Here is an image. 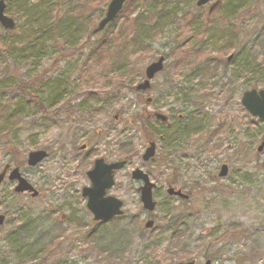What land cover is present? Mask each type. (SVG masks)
<instances>
[{
    "label": "rangeland",
    "instance_id": "374dc122",
    "mask_svg": "<svg viewBox=\"0 0 264 264\" xmlns=\"http://www.w3.org/2000/svg\"><path fill=\"white\" fill-rule=\"evenodd\" d=\"M5 1L8 8L6 14L14 18L16 28L5 36L6 30L0 25V41H11L8 45L9 53L4 51L5 45L0 47V74L5 73L4 79L0 77V80L3 79L0 86V106L8 101H11L9 105H12L21 98L19 93H13L7 86L12 84V80L7 78L14 77V82L30 78L44 82L45 91L41 93V97L48 100L47 104L51 108L48 113L24 116L16 131L8 136L0 135V171L9 162L13 167L19 166L40 192L36 198L28 193L18 194L14 190L16 183L8 178L0 185V212L7 214L5 225L0 227V257L3 256L0 262L16 264L20 259L26 261L25 252L29 250L32 242L39 240L35 239L34 234L32 238H28L29 242L21 248V253L17 254L21 258L4 255L8 251L9 238L15 236L19 224L25 221L39 223V229L48 231L58 223V217L63 213L67 219L61 222L60 226L65 235L62 236L63 243L55 259L59 264H98L102 258L95 250L82 251L87 246L84 245L86 228L76 229L70 221L81 219L87 228L97 231V224L92 220L86 199L81 194L82 188L90 184L85 172L96 158L105 157L108 161L121 159L123 156L118 153H121V148L126 150L125 143L133 145L134 158L130 160L127 168L117 173L116 184L110 191L111 195L124 200V217L105 222L102 228L98 229V238L105 240L107 244L112 240L114 243L116 236H120L121 232L127 234L115 259L123 258L125 263L122 264H145L138 262L141 260L140 256L143 257L142 261H145L144 256L159 252L155 255L157 261L169 264L171 260H180V257L192 255L200 258L204 251L208 256L217 252V247L214 245L209 248L206 243L208 239L203 237L201 243L191 241L184 253L170 256L164 248L169 246L170 237H173L174 233L164 229L165 239L161 240L162 245H158V249H155L153 239L163 236H144L148 214L139 199L138 187L141 183L132 179L131 171L134 166L142 164L141 154L148 137L151 140L154 138L143 133L142 122L147 121L148 114L153 111H172L176 113L175 116L200 114L204 120L201 127L203 132L192 136L186 143L180 141L182 151L176 152L173 158L168 157L165 152L161 153L162 158H157L151 163V168L144 165L145 169L154 171L151 178L159 187L154 194L158 202L156 211L150 213V216L162 217L167 205L175 206L178 203L166 197L168 182L178 186L192 184L194 187L199 186L200 190L212 186L215 191H210L205 196L196 194L191 199V206L177 207L178 212H187L182 209H193L197 212L196 209H199L198 216L195 217L199 220V226L191 224L185 229H191L193 235L201 236L205 229H210L218 222L229 227L238 225L241 227L239 235L225 238L233 264L235 261L237 264H264V146L262 151L258 150L264 142V121L249 114L242 105L245 91L252 88L264 89V0H231V7L236 11L231 22L235 24L234 27L231 26V29H234V37L231 40L233 43L226 40L227 38L223 41V34H219L223 33L227 22L221 20L217 8L222 5L224 7L226 0H211L202 8L197 7L196 0H140L139 10L153 12L160 9L165 13L178 14L176 18L159 21L156 34H147L145 43L150 47L149 50L143 52L131 47L124 49L123 52H127L130 62L134 63L138 77H131V81L125 80L115 92L110 87L99 90L101 83L97 65L90 66L85 74L78 76L79 78L76 76L83 55L81 52L85 49L82 45L85 46L86 39L92 36L91 32L103 17L110 0H91L88 6L92 8V14L83 20L72 16L69 0ZM133 3L134 1L132 9ZM123 19L121 17L115 26L93 35L94 38L105 35L111 28H116L115 34L123 30L125 36L131 32V26L130 23L126 26ZM198 19L200 24L195 27L201 29L195 30L188 23ZM37 20H45L44 26L51 27L55 22L53 30L47 28L46 32L41 31ZM156 20L157 18L151 17L148 26L154 25ZM31 29L34 32L40 30V40L29 35L27 30ZM200 40L205 44L201 51L189 53L187 63L183 62L179 68L172 67L173 49L179 48V51H182L192 47L194 43L197 46ZM122 45L124 42L119 44V49ZM160 54L168 57V60L165 70L152 81L151 92L135 90V86L145 76L146 67L157 60ZM230 55L235 56L233 60V56L228 59ZM206 59H210L212 65L216 63L219 66L216 75L218 77L202 84H209L212 87L211 92L204 101L200 99L201 104L198 106L194 104L198 100L197 95L195 101L191 96L192 103L183 102V96L180 94L182 97H179L176 89L197 87L198 79L190 84L183 78L193 64ZM255 82H258V85H255ZM173 85L176 86L175 89ZM87 88L85 94L97 92L104 95L102 99L110 97L111 100L102 104L105 108L94 117L97 123L86 125V128L78 123L72 125L74 130L86 134L77 137L73 145L74 151H71L67 135L69 122L64 118H54L50 112L58 110V114H63L66 108L62 107L68 105L69 101L80 102L81 95ZM75 96L79 97L73 101ZM151 96L153 102L150 105ZM26 102L29 101L20 103L25 107L24 110L30 106ZM31 103L34 104L33 101ZM31 108L32 106L26 110L28 114H31ZM219 123H222L223 127L218 129L217 136L210 140V131L217 129ZM7 144H14L17 150L11 157L5 147ZM82 144H87V149L83 152L80 150ZM42 148L48 150L50 156L35 167L27 166L28 153ZM89 152L91 153L88 155L86 166H78L79 162L72 161L73 155H86ZM13 156H17L16 160L22 164L17 165L9 161L10 158L14 159ZM167 158L170 159L169 162L165 161ZM161 162L164 164H160ZM223 163L229 165V175L219 177ZM158 167L159 170H156ZM176 169H179L177 182L176 176L171 175ZM226 231L231 235L234 233L228 229ZM241 234L244 235L240 236ZM27 259L33 261L26 264H42L35 256H28ZM149 260L152 264L156 262L154 258ZM99 264L107 263L102 260Z\"/></svg>",
    "mask_w": 264,
    "mask_h": 264
},
{
    "label": "trees",
    "instance_id": "16d2710c",
    "mask_svg": "<svg viewBox=\"0 0 264 264\" xmlns=\"http://www.w3.org/2000/svg\"><path fill=\"white\" fill-rule=\"evenodd\" d=\"M133 1H134L133 3L134 5L132 9L131 7H132ZM68 2H69V10L71 11L72 16H74V18L83 20V18L92 14V8H89L88 6L91 0H69ZM220 2H219V5H221ZM139 3H140V0H127L126 6L121 11L117 20L108 26L109 28L111 26H115L116 22H118V20L121 17H123L124 18L123 22L126 24V26H127V23H130L131 32L127 33L124 36L125 33L123 30L118 31L115 34L116 28H111L110 31L105 33V35H101L100 37L99 36L95 37L97 39H95L93 35L91 37H88V39H86L85 46L82 45V47L85 49L83 52H81L83 53V55L79 61L78 70L76 74L77 77L85 74V71L86 70L88 71L90 66L97 65L98 77L101 83V86H99V90L100 89L106 90V88L110 87L111 89H113L114 92L120 88V85L122 84V82H125V80L131 81L129 80L131 77H138V71L135 68L134 63L130 62L131 60L128 58L127 52H123L124 49L131 47V48L137 49L138 51H143V52L149 50L150 47H148L145 43L147 34H149V32H155L152 35L156 34L159 30L158 29L159 21H163L165 19L169 20V19L176 18L175 16L178 14L177 12L175 13L173 12L172 14L165 13L161 11L160 9L159 11H153V12H150L149 10L146 11L143 9L139 10L140 8ZM232 4L233 3L231 0H226L224 7L222 5L219 8H217V11H219L221 20L222 21L225 20L227 22L223 33L222 32L219 33L220 35L223 34V37H222L223 41L226 38H227L226 40L231 41L233 40L232 37H234V32H233L234 29H231V26L234 27L235 24L231 22H233L232 18H234L233 15L236 14L235 13L236 11H234L235 9L234 10L232 9L233 8L231 7ZM8 7H10V4L8 5ZM148 12H150V14H148ZM197 16H200V15H197ZM151 17H155L157 18V20L154 25L152 24V26L149 27L148 23ZM195 18H199V17H195ZM44 21L45 20H37V22H39V29L45 32L47 31V28L49 30L51 29L53 30L55 22L52 24V27H51L49 25L44 26ZM198 21L200 20L199 19L192 20V22L188 24L191 25V27L193 26L195 30L201 29V27H197V28L195 27L200 24ZM40 30H36V32H34V30L31 29L27 31L31 37H34L37 40H40V37L38 36ZM10 33H11L10 30H6L5 36H8ZM225 33L228 36L225 35ZM10 42L11 41H7V40L0 41L1 48L5 45L4 51L6 54L9 53L8 45ZM121 42H124V45H122L119 49V44ZM194 44L192 47H188L187 49H182V51H179V48L173 49V53H174L173 60L175 64L173 63L172 67L179 68V66H181L183 62L187 63V60H188L187 55L189 53L201 51L205 45L204 43L201 42V40L197 42L196 44L197 46H195ZM115 46L117 49L115 48ZM0 55L2 54L0 53ZM218 68L219 66L216 65V63L212 65V61L210 59L197 62L195 65L193 64L192 68L189 69V72L186 75L187 76L186 81H189V83L191 84L196 79H198L199 80L198 86L190 87L188 89H183V88L179 90L176 89L175 92L178 94L179 97L183 96L182 99L180 98L181 100H183V102H188V103H192L190 101L191 96H193L192 100L195 101V95H197L198 100L195 101L194 104H196L197 106L200 105L201 104L200 99L201 101H204L206 99V96H208L212 90V87L209 84L203 85V86L202 84L203 83L205 84L207 80H210L211 82L212 79L214 80L216 77H218L216 76L218 73L217 72ZM4 74H5L4 72L0 74V77H2L3 79H4ZM76 76L75 78H77ZM3 79L0 80L1 81L0 86L2 84ZM7 79L12 80L11 81L12 84L7 85L10 91H13V93L17 92L21 95V98L18 99L17 102L15 103L13 102V104L15 105L13 104H12L13 106L9 105L12 102L8 101L6 103H3L0 106V125H1L0 135L7 134L8 136V134H11L12 132L17 130V125L24 119V116L25 117L26 115L33 116L38 113L42 114L44 112L48 113L51 106L47 104V101H48L47 99H44L41 97V93L45 91L44 82H40V80H38L37 78H30L28 80H20L19 82H14L13 81L14 77L7 78ZM113 83L115 85H113ZM255 85H258V82H255ZM173 87H174L173 89H175L176 86L173 85ZM86 91H88V88L84 91V94L87 93ZM92 94L94 96H92ZM98 94L99 93L97 92L89 93L88 95H86V98H84L83 101L79 103V105L69 106L68 104L67 106L65 105L62 108H67L66 113L68 117L75 115L77 117L82 118L86 114H87V117H91L93 113H97L99 107H101V110H103L102 108L104 107V105L102 104L109 103L111 100L110 97L106 99H102L104 95L100 93L99 95H100L101 106H97L96 105L97 102L93 101L94 99H92V97L97 98ZM22 101H29L26 103L27 105L32 106V108L30 109L31 114H28L27 113L28 111H26L30 106L24 110L25 107L20 105ZM31 101H33L34 104L31 103ZM50 115H54V118L58 120L63 119V118L66 119L67 117L65 113L58 114L56 110L50 112ZM175 115L176 113L172 112V117H174ZM183 116L184 114L182 115V117ZM175 117L176 119L172 121L173 126L168 127L167 125L163 124V125H160L159 128L153 130L152 133L147 130L149 123L146 120H145L146 122L145 121L142 122L143 124L141 127L143 133L147 134L148 136H153L155 134L157 135L158 138L162 136L164 138L163 141L167 142L168 140H170L169 142L171 143L173 142L174 146H176L174 154H176V152L179 153L180 151H182V149L179 150L180 144H181L179 143L180 140L182 142V140L186 138V136H188L189 134H191V137H192V136H196L197 134L203 132L201 130V127L203 126V122H204L203 117L201 118L200 114L190 115L187 118L185 117V119L183 118V120L179 118V115ZM221 127H223V124L219 123L217 126V129L210 131L211 132L210 133L211 135L209 136L210 140L214 139L217 136L218 129H220ZM148 138L150 139V137ZM124 145H125L126 151L122 152L121 154L119 153V154L123 156L122 158L131 160V158L133 157L132 153L134 152L133 150L134 147L133 145L128 144V143H125ZM5 147H6V150L8 151V154L11 153L12 155H14V153H17V150L15 149L14 144H7ZM13 157L14 159L10 158L9 161L15 162L17 165L22 164L19 160H16L17 156H13ZM178 171L179 169L174 170L176 178L178 177V174H179ZM178 179L179 178L176 179V182L178 181ZM210 189L212 190L213 188H210ZM199 193L201 192L199 191ZM47 217L50 218L49 215ZM70 222H71V225H74L76 229L86 228L84 245H87V246L84 247L82 251L89 252V251L95 250L97 252V255H99V257L102 258L103 261H106L107 264H122L124 262L123 258H120V259L118 258V260H116L115 258L117 257V255H119L118 250H121L124 244V241L126 240V237H127L126 233L121 232L120 236H116V240L114 241V243L112 240L111 243L107 244L105 240L98 238V233H99L98 229L102 228V226H100L97 229V231H92L89 228H87L88 226H86L85 222L81 219L71 220ZM60 223L61 222L58 221V223H56L54 227H52L51 229L47 231V230L39 229L38 228L39 223L36 224L33 222H29V221L22 222V224H19V226L16 228L15 236H12L11 238H9V244H7L8 251L5 252L4 255L8 257L15 256L16 258H21L17 254L21 253L22 251L21 248L26 243L29 242L27 239L32 238L34 234L36 235L35 239L36 240L39 239V240L32 242L29 250L25 252L26 254L24 257L26 261H24L23 259H20L18 263L16 264H26L27 262L31 263L33 260L27 259V257L31 255L35 256L36 259H39V261L42 264H59V261L56 260L55 258H56L58 249L62 246V243H63L61 242L62 236L65 235L63 232V228L60 226ZM2 257H0V259H2ZM102 260L99 259L98 264ZM3 262L4 261H1L0 264H4Z\"/></svg>",
    "mask_w": 264,
    "mask_h": 264
},
{
    "label": "flooded vegetation",
    "instance_id": "af4514ba",
    "mask_svg": "<svg viewBox=\"0 0 264 264\" xmlns=\"http://www.w3.org/2000/svg\"><path fill=\"white\" fill-rule=\"evenodd\" d=\"M198 1V0H196ZM166 57V56H165ZM168 60V57H166V61ZM166 63V62H165ZM164 70H165V65L163 66ZM163 70V71H164ZM157 76V75H156ZM154 76L152 79H151V82H150V87L148 89H146L145 91H150L151 92V89H152V81L154 80V78L156 77ZM187 76H185L183 78V80H187L186 78ZM145 77L142 79V81L140 83H143L145 81ZM168 80V79H167ZM183 80H176V81H183ZM139 83V85H140ZM169 83V82H168ZM86 95L88 94H82V98L80 100V102H76V103H71V101H69L67 104H69V106H74V105H79V103H81L83 101L84 98H86ZM84 96V97H83ZM92 96H94L92 94ZM77 97L79 96H75V98H73L72 100L75 101L77 99ZM99 97V98H98ZM98 98V99H97ZM96 97H92V99H94L93 101H96V105L97 106H101V103H100V95L98 94V96ZM149 104L151 105L152 102H153V97H149ZM67 106V105H66ZM72 108V107H71ZM67 109V108H66ZM57 113H58V110H56ZM65 114H66V120L69 122L68 125V128H67V135H68V138H69V143H70V146H71V151H74V147L73 145H75V142H76V139L77 137L81 136V135H85V134H81L80 132H78V130H74L73 128V124H77L80 126V124L86 128V125H92L93 123H97V120L94 118L96 117V115L100 114L101 113V107L98 108V111L97 113H93L91 115V117H87V114L85 116H83L82 118L81 117H77L75 115H72L71 117H68L67 113H66V110H64ZM63 113V114H64ZM158 114L160 115H164L166 117L165 120H162L160 118H158ZM179 118L183 120V118L185 119V116L182 117V114L179 115ZM187 118V117H186ZM176 119V117L173 119L172 117V111H169L168 113H165V112H152V113H149L148 116H147V122L149 123V126L147 127V130L149 132H153V130L157 129L160 127V125H167L168 127H171L173 126V122ZM175 127V126H174ZM199 135V134H197ZM104 136V135H103ZM152 137L153 140L151 139H148V141L145 142L146 144V147L143 151V153L141 154V159H142V164H139V166H134L133 170L131 171V177H132V173L134 171V169H140L142 170L143 172H145L149 177H150V181L151 183H153L155 185V188L153 189V196L156 192V190L159 188L158 187V183L157 182H154L152 180V175L151 173H153L154 171H151L147 168L145 169V166H148L149 168L152 167L151 163L157 159V158H162V154H164L166 152L167 156L171 158H173V156L175 155L174 154V149L176 148V146H174V143L172 142H169L170 140H168L167 142L166 141H163L164 138L161 136L160 138L157 137V135H153ZM191 137V134H189L188 136H186V138H184L182 140V142L189 140ZM208 138V137H207ZM181 141V140H180ZM179 141V142H180ZM156 144L155 146V152H154V156L152 158H150L149 160H146L144 158V153L146 152V150L151 146V143ZM78 149V148H77ZM87 149V144H82V146L80 147V150H82L81 152H83L84 150ZM134 149V148H133ZM125 149H122L121 148V153L124 152ZM178 150V149H177ZM180 150V148H179ZM77 151V150H75ZM118 151V150H117ZM126 151V150H125ZM133 152V151H132ZM91 152L87 153L86 155H81L80 153L77 154V155H73L72 157V161H76L77 163L79 162V164H77L78 166H81V164H84L85 166L88 164V155L90 154ZM120 153V154H121ZM76 154V153H75ZM119 154V153H118ZM133 156V155H132ZM138 156V155H137ZM103 159L104 162L106 163H111V162H117V161H122V159H118V160H111V161H108L105 157H99V158H96L94 159L93 161V164L90 168H88L85 172V176L87 177V179L89 180L90 184H88L87 186H91V181H90V178L88 176V172L90 170H92L95 166V162L96 160L98 159ZM134 158V156L132 157ZM131 158V160H132ZM127 160V159H126ZM165 161L169 162L170 159L167 158L165 159ZM164 161V162H165ZM164 162L160 163V164H164ZM130 163V160H127L126 161V164L123 166L124 168L122 169H125L127 168V165H129ZM226 164L228 166V170H229V165L227 163H223V165ZM222 165V166H223ZM222 166L220 168V171L222 169ZM121 170H116L115 173H114V176H115V180H116V175L119 171H122ZM156 170H159V167L158 169ZM220 171H219V177H226V176H222L220 174ZM171 175H175V172H171ZM229 175V174H228ZM227 175V176H228ZM216 178V177H215ZM133 179V177H132ZM141 186V184L139 185V187ZM86 187V186H84ZM83 187V188H84ZM138 187V188H139ZM168 187L166 189V194L168 198L172 199L173 201H177L178 203L174 206V205H167L166 206V211L163 212V216L162 217H159L158 215L157 216H150V213L152 212H148V211H145L147 212L148 215V218H147V221H150L152 220L153 221V224L151 227H147L146 226V223H145V235L144 236H147V235H153V237H157V236H163L162 238L160 237H157V238H154L153 241H155L153 244H154V247H156L155 249H158V245H162L161 243V240L165 239V236H164V229H168L169 231L168 232H172L174 233V236L173 237H170V241L171 243L169 244V246L167 245V248H164L167 249L166 252H167V255H178L180 254V252L184 253V250L187 249V246L190 245L189 243L191 241H195V242H200L202 241V238L205 237L206 239H208V241L206 242L208 247L211 248L212 246H216L217 247V252H214V254L208 256V254L206 253V251H204V253L201 255L200 258H196V257H180V260H171L169 261V264H180V263H188V264H233V259L232 257L230 256V254L228 253V244H226V241H225V238L227 237H233V236H238L239 235V232L241 230V227H239L238 225H235L233 227H229V226H223L220 222H218V224L216 225H213L211 226V228L209 229H205L203 234L201 233V236H195L193 235V233H191V229L187 230L185 229L186 227H189V225L193 224L194 226H199L198 224V219L195 218L196 216H198V213H199V209H196L197 212L193 209L191 210H184L182 209L183 211H187V212H178L177 211V207L178 206H181V207H189L192 205V201L191 199L196 196V194H201L202 196H205L206 194H208L210 191H215L214 187L212 186H209V188H203V190L201 189L200 190V187L199 186H195L194 185L192 186V184H189V185H174L173 183L171 182H168L167 183V186ZM170 187H173L176 191L177 190H181L184 194H186L188 197V199H186L185 197H182L180 195H176V194H169L168 193V189ZM210 188H213L212 190ZM210 189V190H209ZM139 192H140V188L138 189ZM199 191L201 193H199ZM108 195H109V191H108ZM139 199H140V195H139ZM155 199V198H154ZM141 200V199H140ZM157 202V200H156ZM191 203V204H190ZM158 204V202H157ZM86 206H87V199H86ZM206 208L207 205L205 206ZM178 212V213H177ZM65 215H63V213H61V215L58 217V221L59 222H64L65 220L62 219V217H64ZM124 215L122 216H118V217H115V218H123ZM75 220H79V219H75ZM93 220V219H92ZM94 223H99V222H94ZM102 223V222H100ZM175 227V228H174ZM229 230V231H232L234 232L233 235L229 234L226 230ZM226 231V232H225ZM188 232V234H187ZM227 234V236H226ZM244 234H241L240 236H243ZM239 236V237H240ZM168 240V238H167ZM165 252V253H166ZM159 253V252H158ZM157 252L154 253V255H147V256H144L145 258V261H142L143 257H141V260L138 261V262H144L145 264H152L150 263V260L151 258H154L156 260V262L154 261L155 264H161L159 263L157 260L158 258L155 257L156 254H158ZM165 255V254H164ZM173 259H176V258H173ZM237 261H235V264Z\"/></svg>",
    "mask_w": 264,
    "mask_h": 264
},
{
    "label": "water",
    "instance_id": "95a60500",
    "mask_svg": "<svg viewBox=\"0 0 264 264\" xmlns=\"http://www.w3.org/2000/svg\"><path fill=\"white\" fill-rule=\"evenodd\" d=\"M209 2H211V0H198V6L202 7ZM125 3L126 0H111L108 4L109 6L106 10L105 17L99 22V24L93 30V33L95 34L103 31L107 24L115 21L118 17L117 15L123 9ZM6 8L7 4L5 0H0V24L5 29L13 30L16 26V22L12 17L6 14ZM165 60L166 57L161 55L157 61L150 63V65L146 67V80L137 86L138 90H146L150 87L151 79L164 69L163 64ZM242 97V105L244 108H246L249 114L264 121V89H250L245 91ZM157 116L162 120L166 119L164 115L162 116L158 114ZM155 146L156 144H154V142L151 143V146L144 153V158L146 160H149L154 156ZM263 146L264 142L258 148V150L262 151ZM47 156L48 153L43 149L32 151L28 157V165L36 166ZM125 164L126 160L111 162L108 164L105 163L101 158L96 160L94 168L88 172L91 186L84 187L82 189V195L87 198V207L93 214L95 221H109L115 216H122L124 214V210H122L124 201L118 199L114 195H108L107 193L115 185V171L124 168L123 166ZM9 168L10 165H6L0 173V184L7 176ZM227 172L228 166L224 164L220 174L222 176H226L228 174ZM132 177L137 181L143 182V185L140 186V199L143 204V208L153 212L156 207V201L153 198V189L155 188V185L151 183L150 177L140 169H135L132 173ZM8 178L11 181H17V186L15 187L16 192H31L33 197L38 195L36 188L21 174L19 168L10 170ZM168 193L171 195L178 194L182 197L188 198L187 195L183 194L181 190L176 191L173 187L168 189ZM4 222L5 215L0 214V226L3 225ZM152 224L153 221L150 220L146 223V226L151 227Z\"/></svg>",
    "mask_w": 264,
    "mask_h": 264
}]
</instances>
